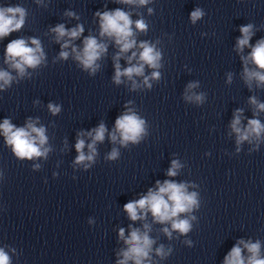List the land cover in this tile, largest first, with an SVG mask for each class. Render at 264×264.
I'll return each instance as SVG.
<instances>
[{"label": "clouds", "instance_id": "1", "mask_svg": "<svg viewBox=\"0 0 264 264\" xmlns=\"http://www.w3.org/2000/svg\"><path fill=\"white\" fill-rule=\"evenodd\" d=\"M117 3L127 5H146L149 0H116ZM152 9H149V13ZM26 10L23 7H0V39L9 36L12 32L19 31L24 23L26 17ZM66 15L73 17L75 14L67 12ZM99 18L100 37H107L112 39L119 51L114 56L115 76L113 77L116 84L121 83V77H127L133 82V89L138 87L134 76L144 77L143 83L147 87H151L150 79H159L160 73L153 71L151 77L144 75V69L147 65L151 69H159L161 67V51L156 48L155 44L148 41H141L139 44L133 31V23L135 29L140 32L147 31V24L143 19L132 21L129 13L116 8L114 11L97 12L95 14ZM204 15L200 8H196L190 14L192 23H195ZM253 26L251 24L240 27L241 36L237 39L236 50L243 52L244 48L250 47L251 52L247 56H241L245 67L243 78L245 83L251 87L252 82L256 81L257 87L264 85V39L259 40L254 46L250 45V39L253 35ZM55 33L57 42L63 40L61 44V52L59 58L67 59L70 53L64 49H68L73 40L79 39L84 31L82 25H77L74 28L66 29L64 24H58L51 29ZM67 38V39H65ZM31 45L25 39H14L9 42L5 50V63L10 68L15 69L20 77L26 74L27 68H36L45 60V54L38 39L32 38ZM138 49L139 52L133 51ZM131 51V55L126 57L128 67L121 69L119 60L125 54ZM107 52V45L100 42L94 36H87L83 39L82 49L72 47V54L74 60L82 66L90 74H94L99 68L96 63ZM136 63H133V61ZM251 62L256 66L255 69H250L247 65ZM14 77L10 72L0 70V89L10 86ZM231 75L229 74V82ZM198 87L196 83H190L185 92V99L202 103L204 94H197L192 90ZM251 104L255 105L257 112L264 111V103H259L255 97H251ZM49 110L56 114L60 108L56 105L49 104ZM242 110L237 109L233 115L231 122L232 131L236 134V143L240 145L244 141H249L253 138L259 140L261 134L264 133V124L259 119H249L247 126H241ZM255 115V113H254ZM108 129L103 123L98 127L92 129L87 133L91 137V143L87 144L88 154H85V140L77 139L75 149L78 153L75 163L83 164L85 168L89 167V163L94 161L96 155L95 145L97 142H103L105 133ZM0 133L3 134L5 142L11 147L15 156L20 159L31 160L33 158L46 157L49 148L44 147L47 143L44 127H36V122L29 119L25 127H16L9 119H4L0 123ZM145 120L141 119L132 109H128L124 114L117 117L115 121V128L109 133L110 140L115 143L119 138L121 145L127 146L128 142L138 143L144 135H146ZM83 135V133H81ZM239 150V149H238ZM119 156L116 149L108 155L107 159L115 160ZM89 162V163H86ZM38 168L39 165H36ZM182 165L176 161H172L171 167L168 169L167 175L174 177L177 175V170ZM199 206L196 192H189L188 185L185 183H176L172 180H165L163 183L156 182V190L149 189L147 195L142 196L138 200L129 201L124 205L128 217L132 221L144 220L147 213L150 212L157 223H170L171 229L186 234L191 230L190 219H181V214L190 213L193 208ZM191 219H195L192 217ZM131 228V225L129 226ZM144 231L138 228H131L130 234L125 237L124 229L119 230V238L123 240L127 246L126 250H121L118 256L122 259L117 260V264H128L133 261L134 264H145L149 254L152 250L154 240L150 238L148 232L150 226L144 224ZM164 233L171 236L168 228L163 229ZM243 245V248L241 247ZM246 249L249 253L247 260L243 256V250ZM157 255L164 257L168 253L165 252L163 246L156 249ZM260 243L245 242L240 240L237 245L233 246L231 251L224 259V264H264V259L259 258ZM0 264H10L9 255L0 249Z\"/></svg>", "mask_w": 264, "mask_h": 264}]
</instances>
